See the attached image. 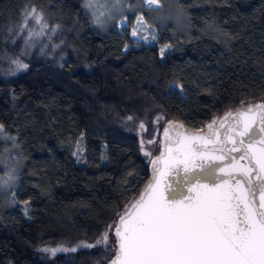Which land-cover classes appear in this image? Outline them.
Here are the masks:
<instances>
[{"label":"trees","instance_id":"obj_1","mask_svg":"<svg viewBox=\"0 0 264 264\" xmlns=\"http://www.w3.org/2000/svg\"><path fill=\"white\" fill-rule=\"evenodd\" d=\"M127 1L132 12L102 29L84 0H0V57L18 56L11 37L25 6L43 12L47 30L59 26L50 37L68 55L59 61L60 53L46 58L37 48L25 71L0 74V139L15 138L8 156L17 167L14 189L0 198V264H108L113 229L107 248L49 263L34 249L93 244L116 221L149 178L141 139L153 137L157 115L166 118L159 141L168 121L202 130L226 111L264 101V0H160L154 11ZM138 14L157 35L151 45L131 40ZM165 44L171 48L161 57Z\"/></svg>","mask_w":264,"mask_h":264},{"label":"snow or ice","instance_id":"obj_2","mask_svg":"<svg viewBox=\"0 0 264 264\" xmlns=\"http://www.w3.org/2000/svg\"><path fill=\"white\" fill-rule=\"evenodd\" d=\"M126 3L84 0V7L92 13L93 22L103 26L115 19L113 13H123ZM137 4L154 11L160 0H137ZM21 16L18 34L27 33L24 45L29 49L49 25L35 6H25ZM126 23L127 18H122L116 27L123 28ZM58 27H52L51 32ZM148 28L144 15H136L132 40L155 42L154 31L141 35ZM170 48L169 44L161 47L160 56ZM11 63L15 65L13 74L29 67L19 58ZM165 119L157 115L152 122L159 124ZM206 128L198 135L185 131L182 123L168 121L159 141L156 137L141 139V152L151 167L149 183L130 210L119 214L93 244L83 246L107 248L114 229L115 257L110 264H264V102L242 104L235 112L213 119ZM146 130L141 121L139 131ZM3 133L0 125V136ZM8 139L15 143L14 137ZM146 143H159V155L146 150ZM79 151L78 142L73 155L78 156ZM6 175L7 179L0 177V188L15 181L12 172ZM24 204L27 214L28 202ZM78 247L41 251L55 255L76 252Z\"/></svg>","mask_w":264,"mask_h":264},{"label":"rangeland","instance_id":"obj_3","mask_svg":"<svg viewBox=\"0 0 264 264\" xmlns=\"http://www.w3.org/2000/svg\"><path fill=\"white\" fill-rule=\"evenodd\" d=\"M124 8H125V11L123 13H113V15L115 16V19H117L119 17H124L125 13L128 14V13L132 12V10L131 11L128 10V7H126V4L124 5ZM88 15L90 16L91 20L93 21V16H92V13L90 11L88 12ZM115 19H113V20H115ZM149 19L152 21L153 16H149ZM113 20L106 21L103 26L98 25V24H96V25L100 26L103 29L107 25H109V23ZM21 21H22V16H21L19 25L21 24ZM19 25L17 26L16 31L14 32V35L11 37V39H12L11 44H15L17 41H19V48L20 49L18 52V56L13 57V56L4 54L0 57V74L3 75V77L4 76L7 77L9 75L12 76V75L19 74V73L25 71V70H20V71H16L13 74L12 70L15 68V65L12 64L11 61L16 59V58H19L22 60L23 63H25L29 54L32 53V51H34V49H37V48L39 49V52L47 54L46 58H49V57L52 58L55 54L60 53L58 55L57 59L59 61H65L66 60L68 55L66 54V52L61 53V51H60L61 46L56 41H53V39L50 37V35H52L53 33H51V31H49L47 29L45 30V35L42 37H39L34 42L33 47H31L29 49H25L24 37L27 35V33L25 32V33H19L18 34ZM126 27H127V23L124 25L123 28H126ZM121 29L122 28H118V30L120 32H121ZM151 32L152 31L149 29L148 30H142L141 35H150ZM130 37H131V34H130ZM131 40H132V38H131ZM133 43L135 44V46H139V45L148 46V45H151L153 42L145 44V43H143V41L136 40V41H133ZM42 49H43V51H42ZM152 125L154 127L153 137L157 138V130L159 129V127L157 129V124H154L153 122H152ZM0 140L2 141V143L5 147V148H3L4 151L0 152V177H2L3 179H7L6 173H9V172H12L13 175L15 176V181L12 183V185L10 187L0 188V198H4L5 196L8 198V193H10V191L14 189L16 181H17L16 162L10 160V158L8 156V153H10V151H12V149L14 148L15 143L13 142V140L5 138V137H2ZM144 140L147 141L149 139H144ZM158 146H159V143L152 144V145H149L146 143L145 149L156 154L158 151ZM84 244H88V243L77 242L74 244L73 243L69 244V243L63 242V241L62 242H60V241L59 242H48V243H44V244L37 246L34 249V255H35V258L40 260L41 262L49 263V262L53 261L59 255H65V254L74 253V252H71V251L63 252V251H61V252H57L55 255H53L50 252L41 251V249H44L46 247L47 248H58L61 246L64 248H73V247H77L79 245L78 250H81V249L87 248V247L83 246Z\"/></svg>","mask_w":264,"mask_h":264},{"label":"water","instance_id":"obj_4","mask_svg":"<svg viewBox=\"0 0 264 264\" xmlns=\"http://www.w3.org/2000/svg\"><path fill=\"white\" fill-rule=\"evenodd\" d=\"M260 102H264V101L251 102V103L243 104V106H247L248 104L260 103ZM241 107H242V105L238 106V107L235 108V109L229 110V111H233V112H235V110H237V109H239V108H241ZM229 111H226V112L222 113L220 116L215 117V118H213V119H219V118L223 117V116H224L227 112H229ZM213 119H212V120H213ZM212 120H211V121H212ZM211 121H210V122H211ZM172 122H174V123H180V122H177V121H172ZM210 122H208L207 124H209ZM207 124H205L204 128L202 129L203 131H202V130H190V129L186 128L185 126H184V130L187 131V132H189V133H193V134H198V135H200V134H203L204 132L207 131V128H206V125H207ZM162 136H163V129H162V131H161V133H160L159 139H161ZM156 155H159V147H158V152L156 153ZM148 172H149V178H148L147 182L145 183V185L143 186V188L139 191V193L136 195V197H135V198H134V199L128 204V206L126 207V208H128L129 210H130V206H131V204L134 203L135 200L138 199V198L140 197L141 193L145 190L147 184L149 183V180L151 179V174H152V173H151V167H150V164H149V170H148ZM126 208H125V210H126ZM125 210H124L121 214H123V213L125 212ZM117 220H118V217H117L116 221H117ZM112 234H113V237H114V247H115L114 229L112 230ZM114 257H115V253H114V255L112 256V258L110 259V261L108 262V264H110V262L114 259Z\"/></svg>","mask_w":264,"mask_h":264}]
</instances>
